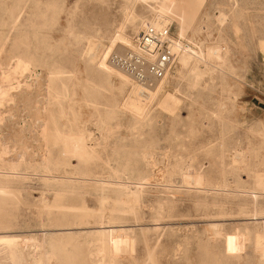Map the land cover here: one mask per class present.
<instances>
[{
  "label": "rangeland",
  "instance_id": "obj_1",
  "mask_svg": "<svg viewBox=\"0 0 264 264\" xmlns=\"http://www.w3.org/2000/svg\"><path fill=\"white\" fill-rule=\"evenodd\" d=\"M128 1L58 0L50 12L45 0L40 6L36 0H0V74L13 66L12 44L21 41L42 57L37 72L43 70L44 77L57 68L69 72L66 78L75 77L62 106L34 96L40 86L45 91L47 82L42 86V79L37 87L33 76L15 80L13 86L23 90L13 87L10 91L19 95L12 93L7 100L11 104L0 106L8 121L4 124L10 125L0 132V187L12 194L0 204V234L13 237L28 255L24 264L44 257L42 264H93L90 256L101 244L106 250L108 242L99 232L115 229L127 231L133 245L118 257L106 251L104 264H261L252 233L264 232V216L256 215L264 210V191L253 189L254 174L264 176V0L134 4L137 20L151 18V11L159 8L180 46L221 48L222 61L189 82L177 76L175 60L141 124L124 104L131 82L121 86L113 77L100 83L87 76L85 69L95 68L96 61L87 65L86 40L73 39V34L91 33L99 56L111 46L116 28L125 24L132 47L145 28L133 30L125 20ZM14 3L20 9L15 28L8 17ZM180 27L187 30L183 37ZM118 45L110 55L120 54ZM24 80L33 92H25ZM94 84L105 97L99 99L100 113L84 102V88ZM162 93L179 100L174 114L158 105ZM144 99L135 98L133 107L139 102L144 107ZM73 120L85 131L86 145L96 158L88 176L78 174L77 159L63 157L52 139L55 129L67 131ZM57 205L87 213L74 211L60 221ZM209 224L220 235H212ZM28 238L32 242L24 240ZM0 254V264H11L3 239Z\"/></svg>",
  "mask_w": 264,
  "mask_h": 264
},
{
  "label": "bare ground",
  "instance_id": "obj_2",
  "mask_svg": "<svg viewBox=\"0 0 264 264\" xmlns=\"http://www.w3.org/2000/svg\"><path fill=\"white\" fill-rule=\"evenodd\" d=\"M142 1L143 0H131V1L129 0L128 5H126L125 8H123V9H125V16H124L125 20L127 22L131 23L133 30H137L138 27L140 29H144L147 26L159 28L162 26L169 25V23L171 21L166 16V12H163L159 8H155L151 11V14H150L151 18H143L142 17L143 19L139 18V20H137L138 15L135 14L133 6H134V4L142 2ZM161 1H164L168 4L172 2V0H161ZM57 2H58V0H45L43 5H44V8L47 9V11L53 12L56 9V3ZM143 2L145 3V1H143ZM39 3H40V0H36L37 6H40ZM15 4H17V3H14V6L9 10V16L8 17H9V25H11L10 27H14V22H15L14 20L16 19L17 13L20 10L19 4H18V6H16ZM222 16L223 15H221V17ZM125 20H124V22H125ZM137 24H138V26H137ZM15 25H16V23H15ZM124 25L125 24H121L116 28V32L114 33L113 40L111 42V46L108 49L104 48L105 50H103L101 53H99L100 54L99 56L97 54H98V50L100 47L98 48V46L93 41L94 37L90 36L91 33L90 34L87 33L85 37H79L73 33L72 34H73V39H74L75 43H79L81 40L82 41L86 40L87 49H88V57H87L88 63H86V64L89 65L93 61H96V65H95L96 67L95 68H91L90 66H88L87 69H85L87 76H89V77L91 76L92 79L94 78V80H96L97 82H100V83H107L108 79L113 77V78H116L120 81L121 86H125L131 82L132 90H131V93L128 96L127 100L124 102V104H125L126 108H129V110H131V112L135 116V119H136L135 121H137V123L141 124V122L139 121L140 118L142 116H144L146 109H147V105L149 103H151V101L158 94H161L160 92L163 89L165 79L163 81H161L160 83L154 84L152 87H146L145 85L133 82V79L128 74H126L124 71L120 70L118 67H116L115 65H113L112 63H110L108 61V57H109L111 51L114 49L113 48L114 45L119 44L117 47V51L121 55H122V53L125 52V50H126L125 47L131 48L130 38H128L123 32ZM14 28H12V29H14ZM187 29H188V27H187ZM186 31H187L186 29H184L183 27H180V29H179L180 36L183 37V35L185 34ZM88 34H89V36H87ZM178 38H179V35H178ZM97 41H99V40H97ZM178 43L177 42L174 43L173 50L177 54L176 60H177L178 66H179V70L177 69L178 72L176 71V73L180 79L186 78L189 82L191 80L201 79L202 76L204 74H206L209 69H212V70L216 69V67L218 65H220V62H222L221 61V53H220L221 48L219 49L218 47H209L203 51L202 50L195 51L194 49H192L193 47L192 48H189V47L184 48V47H181ZM22 44H23V47H20L19 45H22ZM12 45H13V51H14L13 52L14 55L12 57V59L14 60L13 66L8 67V69H6V71L2 70L3 72H2V74H0V75H2V79H3V81L0 80L2 82V83H0V106H1V108L4 107V103L7 100L11 101L13 98L12 96H14V94H16V92L15 93L11 92L13 90V87H14L13 82H15V80H17L19 78L20 79L21 78H24V79L27 78L28 79V77L30 78L31 76L35 77V79L37 78L36 80L31 78V81H32V79L35 80V81L31 82L33 84L38 83V85H39L41 83L42 79L44 80V81H42V86L44 85V82H47L46 83L47 88L45 89V91L44 90L40 91L41 86L39 87L36 84L37 87H39L38 88L39 90L34 88L35 89L34 96L36 98L41 97V96L42 97H48V100L50 101V103L56 102L62 106L61 100L66 99L67 95L69 94V89H68L69 83H71V81L75 77L69 76L66 78L65 74H67L69 72H66L63 69L57 68V69L50 70L48 72V77L46 76L47 74L45 73L46 79L48 78V80L45 81L44 73L42 72L43 70L40 73L37 72V67L39 66V64H41V61H42L41 58L42 57L38 58L37 55L31 54L29 52V50L24 47V42L15 41ZM3 46H5V45H3ZM99 52H100V50H99ZM40 68H41V66H40ZM51 69H52V67H51ZM48 70H49V68H48ZM44 72H45V70H44ZM38 77H40L39 80H38ZM24 81H25L24 82V86H25L24 89H26V91L25 90L24 91L28 92V94L30 92H33L34 90L32 91L33 88L30 85L31 83L28 84V82H26L27 80H24ZM90 81H92V80H90ZM97 82H94V83H97ZM18 85H19V83H18ZM90 87L91 88H88V89L84 88V102L86 103V105L91 104L93 106L92 108L94 109V111L96 113H100V108L98 105H102V103H99V99H102L104 97L103 96L101 98V96H100V95H102V94H100L101 88H98L97 86L95 87V84H94V86L91 85ZM18 90L19 89L17 88V91ZM21 90H23V88ZM21 90H19V91H21ZM36 90H38V91H36ZM10 92H11V94H10ZM43 92L47 96H44ZM106 92H108V91H106ZM12 93H14V94L12 95ZM18 93L19 92H17V94ZM20 94H21V96H19V97H23V92H21ZM162 94H164V93H162ZM141 96H143V98H145L144 103H143L144 107H143V105H140L139 103H141V102H139L138 103L139 107L135 109L133 107V103L135 102L134 99L135 98L139 99ZM112 98L110 97L109 100ZM17 99H13V100L17 101ZM40 99H43V98H40ZM112 101H114V99ZM135 103H137V102H135ZM6 104H8V101ZM9 104H11V103H9ZM12 104H15V103H13V101H12ZM45 104H49V103H45ZM158 105L162 109H164L165 111L169 112L170 114H174L175 111L177 110L178 106H179V100L174 96V94L166 93V94L162 95L161 99L159 100ZM168 105L171 107L169 109V111L167 110ZM140 106H142L143 108H140ZM46 109L47 108L45 107L44 110H46ZM126 110H128V109H126ZM63 113H65V112H63ZM106 115H109V114L106 113ZM141 120H142V118H141ZM4 121H7V120L5 118H3L2 114L0 113V132L2 129L1 127H3L5 129L7 127V125L9 124V123H7L8 121L4 124ZM142 122H143V120H142ZM69 126L70 127L67 131H62L59 129L54 130V133L52 134V139L54 141V145H57L60 147L61 155L63 157L68 158V159H72V160L74 158L77 159L78 164L80 166V168H79L80 171L78 172L79 175L88 176V173L90 172L89 165L92 162L93 158H95V157L86 145V134H85V131L83 130V128L79 127V125L76 123L75 120L71 121L69 123ZM9 127H10V125L7 128H9ZM108 129H109V127H108ZM45 137H46V135L44 136V138ZM16 158H18V155ZM11 161H10L9 165H10V168L12 169V168H14L15 165L12 164L13 162H11ZM238 161H239V157H237V162ZM249 172H250V170H249ZM255 174L253 176V181H254L253 182V189L263 192L264 191V176L259 175V174L255 175ZM2 187H4V186L0 187V204L1 205L4 204V202L6 201L7 197H9V195H12L7 187H5V188H2ZM126 190L129 191V189H126ZM129 197H131L133 199L134 195H131ZM134 199H135V197H134ZM132 201L136 202L137 197H136V201L135 200H132ZM132 201L129 200V202L134 203ZM55 208H57V210L62 215L61 218L59 219L60 221H63V220H66V218L69 219L70 217H72L71 213L74 211H79L85 215L87 213L84 209H79V208H77L75 206H71V205H57ZM241 213L243 215H247L248 212L242 210ZM256 215L264 216V210L257 211ZM75 219H77V217ZM78 219H79V217H78ZM215 227H216V225H214V224H209L207 227V229H209L211 231L212 235H214V236L219 234V233H217V230ZM219 227H220V225H219ZM101 229H102V227H101ZM115 230L116 231L108 230L107 233H105L104 231L99 232V238L101 239L102 237L106 236L108 238V242H107L106 250H105V247L101 244V246L99 248H97V250L94 251V254L90 256L93 264H104L105 259H106V251H108L113 258L115 256L118 257L117 255H120L122 252H125V250H128V248L130 249L131 244H132V240L130 239L127 231H124L122 229H119V230L115 229ZM63 236L66 237L69 235H63ZM252 236H253V241H254V250L256 251V253L261 255L260 263L264 264V232L256 229L252 233ZM1 239L5 240V243L7 244V247H8L7 258L11 264H24V263L28 262V255L26 253L22 252L18 248L13 237H9V236H6L5 233H1L0 234V240ZM24 240L29 242V243L32 242V239H29V238L24 239ZM100 242H101V240H100ZM46 259H48V257ZM32 260L33 261H31V262L33 264H42L45 261V257L42 259L41 258L40 259L34 258Z\"/></svg>",
  "mask_w": 264,
  "mask_h": 264
},
{
  "label": "built area",
  "instance_id": "obj_3",
  "mask_svg": "<svg viewBox=\"0 0 264 264\" xmlns=\"http://www.w3.org/2000/svg\"><path fill=\"white\" fill-rule=\"evenodd\" d=\"M174 43L170 26H147L130 49L122 55L111 54L109 62L128 74L133 82L152 87L166 79L172 68L177 57Z\"/></svg>",
  "mask_w": 264,
  "mask_h": 264
}]
</instances>
